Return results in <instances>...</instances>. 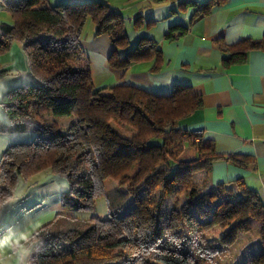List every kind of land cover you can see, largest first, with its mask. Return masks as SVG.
<instances>
[{
  "label": "trees",
  "instance_id": "1",
  "mask_svg": "<svg viewBox=\"0 0 264 264\" xmlns=\"http://www.w3.org/2000/svg\"><path fill=\"white\" fill-rule=\"evenodd\" d=\"M222 1L207 0L195 14L210 13ZM0 3L12 18L11 23H0V54L11 41L20 42L31 75L30 81L2 94L0 106L10 123H0V134L26 129V121H31L38 135L18 164L9 163L12 146L2 153L0 209L12 199L17 176L26 179L45 169L68 180L70 190L62 198L76 210L94 209L95 200L105 195L106 178L118 181L133 197L129 207L119 214L109 210L104 219L91 216L85 223L73 217L74 225L65 230L50 228L51 222L42 225L25 240L27 264H91L115 258L124 264H203L221 252L206 235L212 221L221 228L233 222L246 229L254 224L264 241V204L255 190L242 178L210 188L205 183L216 161L246 167L249 158L217 154L212 141L179 127L181 119L203 106L189 84H175L168 94L127 83L95 88L79 40L86 18L96 24V33L108 34L113 43L110 66L152 58L151 71L161 67L160 50L154 45L118 55L128 45L118 11L99 0L55 6L48 0ZM187 28L173 24L165 37L176 39ZM149 41L141 38V43ZM217 45L222 66L228 68L245 61L250 50H264V36L233 44L217 40ZM4 74L0 70V76ZM62 118H71L68 126H60ZM118 126L132 133L121 134ZM199 172L201 181L195 179ZM170 196L171 207L164 209Z\"/></svg>",
  "mask_w": 264,
  "mask_h": 264
},
{
  "label": "crops",
  "instance_id": "2",
  "mask_svg": "<svg viewBox=\"0 0 264 264\" xmlns=\"http://www.w3.org/2000/svg\"><path fill=\"white\" fill-rule=\"evenodd\" d=\"M85 1L90 0H48L51 6ZM99 1L109 4L124 19L128 45L118 50L119 56L135 47L145 49L154 45L160 50L162 63L157 72L151 71L152 58L132 61L126 67L110 66L108 58L114 45L108 34L96 33V24L86 18L79 40L87 56L94 86L93 71L97 66L105 74L97 83L98 88L127 83L154 94H168L175 84H189L202 97L203 106L181 119L179 127L201 131L199 135L214 143L217 154L249 158L246 167L226 160L216 161L207 173L205 183L210 188L242 178L264 204V50L252 49L245 61L224 68L217 45V40L233 44L241 38L264 36V0H223L206 14H195V10L207 0ZM2 22L11 23L12 18L0 3ZM126 24L134 29L130 28L134 35L129 34ZM173 24L188 28L183 35L170 40L165 33ZM143 37L151 43H141ZM0 70L5 71L0 76V98L11 87L31 79L20 42L11 41L9 49L0 54ZM0 123H10L1 106ZM26 124V129L0 134V163L2 153L10 146L13 166L28 154L27 144L36 141L38 135L34 123L26 121ZM63 178L52 169H45L26 179L17 176L14 180L13 197L0 209V264H27L25 240L32 232L50 222V228H54L62 218L71 221L76 216L77 210L72 203L62 198V193L70 190L65 189L68 184H64ZM108 179H104L105 194L108 189L121 186L111 179L107 187ZM129 199L130 206L133 197L129 195ZM73 222L56 228L67 229L74 225Z\"/></svg>",
  "mask_w": 264,
  "mask_h": 264
},
{
  "label": "rangeland",
  "instance_id": "3",
  "mask_svg": "<svg viewBox=\"0 0 264 264\" xmlns=\"http://www.w3.org/2000/svg\"><path fill=\"white\" fill-rule=\"evenodd\" d=\"M127 31L132 36L129 25H125ZM137 32V31H135ZM95 79V88H98L100 80L105 76L104 72L101 71V68L97 66V70L93 71ZM30 80H26V83ZM21 83V84H22ZM20 85V84H18ZM15 87V86H13ZM11 87V88H13ZM10 88V89H11ZM60 125L68 126L70 123L69 119L58 120ZM118 130L121 134L130 135L132 132L122 126H118ZM9 163L10 159H9ZM43 174V173H41ZM43 176V175H41ZM196 180L203 179V173L199 172L195 175ZM64 184H68L67 188L70 189V184L66 178L62 179ZM111 179L107 181V187L110 185ZM113 180V179H112ZM129 194L125 191L123 186H120L119 189H108L105 196L97 198L95 200V207L91 211L87 210H77L76 216H74L78 222H87L86 220L91 216H98L101 219H104L108 216V211L111 213H121L124 208L129 207ZM172 204V196L168 197L164 204V209H168ZM61 223L54 226V228L60 226L61 224H70L66 218L61 219ZM84 220V221H83ZM75 223V222H73ZM244 224L233 222L232 225H228L224 228L219 226V222L212 221L208 225L206 235L210 240H213L219 246L221 252L218 257L213 258L209 262L204 261L203 264H262V257H264V241L260 238L257 228L254 224L250 229H246ZM57 229V228H56ZM65 230V229H62ZM260 259V261H259ZM91 264H124L122 259L115 258L112 261L106 262H91Z\"/></svg>",
  "mask_w": 264,
  "mask_h": 264
},
{
  "label": "built area",
  "instance_id": "4",
  "mask_svg": "<svg viewBox=\"0 0 264 264\" xmlns=\"http://www.w3.org/2000/svg\"><path fill=\"white\" fill-rule=\"evenodd\" d=\"M196 133H197V134H200V133H201V131H197Z\"/></svg>",
  "mask_w": 264,
  "mask_h": 264
}]
</instances>
